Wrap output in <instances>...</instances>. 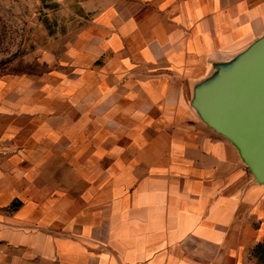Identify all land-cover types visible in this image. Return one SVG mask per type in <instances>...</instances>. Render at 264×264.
<instances>
[{"label":"crops","instance_id":"1","mask_svg":"<svg viewBox=\"0 0 264 264\" xmlns=\"http://www.w3.org/2000/svg\"><path fill=\"white\" fill-rule=\"evenodd\" d=\"M263 35L264 0H115L0 78V264H257L264 184L191 102Z\"/></svg>","mask_w":264,"mask_h":264},{"label":"water","instance_id":"2","mask_svg":"<svg viewBox=\"0 0 264 264\" xmlns=\"http://www.w3.org/2000/svg\"><path fill=\"white\" fill-rule=\"evenodd\" d=\"M191 104L264 184V35L197 86Z\"/></svg>","mask_w":264,"mask_h":264},{"label":"rangeland","instance_id":"3","mask_svg":"<svg viewBox=\"0 0 264 264\" xmlns=\"http://www.w3.org/2000/svg\"><path fill=\"white\" fill-rule=\"evenodd\" d=\"M115 0H0V78L45 71L62 47ZM264 264V243L253 252Z\"/></svg>","mask_w":264,"mask_h":264},{"label":"trees","instance_id":"4","mask_svg":"<svg viewBox=\"0 0 264 264\" xmlns=\"http://www.w3.org/2000/svg\"><path fill=\"white\" fill-rule=\"evenodd\" d=\"M259 247V246H258Z\"/></svg>","mask_w":264,"mask_h":264}]
</instances>
